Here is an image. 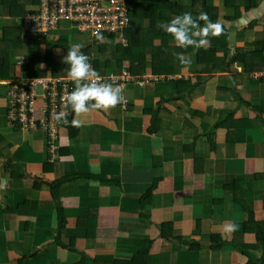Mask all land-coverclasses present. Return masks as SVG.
Instances as JSON below:
<instances>
[{"label":"crops","instance_id":"1","mask_svg":"<svg viewBox=\"0 0 264 264\" xmlns=\"http://www.w3.org/2000/svg\"><path fill=\"white\" fill-rule=\"evenodd\" d=\"M169 2L182 13L202 11L197 0ZM252 3L204 0L208 17L222 29L219 41L199 49L213 55L209 65L197 60L198 49L176 47L169 35L166 41L153 36L144 59L127 58L126 38L91 42L101 76L128 74L134 82L124 88L125 107L72 113L71 121H81L77 135L70 140L61 127L52 158L43 132L20 131L7 122L6 93L13 81L66 76L65 54L55 49L46 62L42 47L32 56L16 4L0 0V29L21 32V47L9 51L7 78L0 80V180H8L0 189V264H128L147 241L148 255L137 264L248 263L237 246L211 250L213 236L240 240L254 247L257 259L264 258L254 231H245L249 213L234 200L244 201L256 222L264 221V62L254 57L264 44V0ZM151 10L153 19L130 15L128 34H147L154 19L168 22L182 14L163 3L151 4ZM171 50L186 55L191 65L185 70ZM239 51L244 60L228 66ZM155 110L158 124L150 134ZM223 113L229 114L226 121L214 129ZM74 176L97 180L65 181L59 188L66 220L60 242L68 247L72 241L71 251L55 243L50 185ZM155 182L149 202L141 203ZM94 210V237L87 238L77 223ZM163 223H171L173 236L181 239L162 238ZM232 223L238 229L227 232ZM191 241L201 243L198 250H190Z\"/></svg>","mask_w":264,"mask_h":264},{"label":"built area","instance_id":"2","mask_svg":"<svg viewBox=\"0 0 264 264\" xmlns=\"http://www.w3.org/2000/svg\"><path fill=\"white\" fill-rule=\"evenodd\" d=\"M33 9L20 18L21 30L41 37L59 29L65 23L77 33L88 35L92 40L93 32H100L105 39L124 40L129 27V11L133 0H36ZM105 82L130 85L134 80L128 74L121 76H102ZM264 79V75L261 76ZM143 85V83H138ZM74 85L66 76L56 78L24 79L11 82L6 93L7 122L24 132L45 134L50 156L57 152L60 128L65 124L57 123L54 114L63 107L66 95ZM123 102L117 107H125ZM67 119L72 117L70 108L64 109Z\"/></svg>","mask_w":264,"mask_h":264},{"label":"trees","instance_id":"3","mask_svg":"<svg viewBox=\"0 0 264 264\" xmlns=\"http://www.w3.org/2000/svg\"><path fill=\"white\" fill-rule=\"evenodd\" d=\"M35 1L36 0H19V2H16L14 0H8V2L16 4V10H17V15L18 16H22L23 12H24V7L27 5H30L31 8L33 9L35 6ZM250 7L253 6L252 0ZM28 2V3H25ZM198 2L200 3L201 9L202 11L200 13H206L208 15V11H207V7L204 5V0H197V4ZM155 3H163L164 5L169 6L172 9L178 10L179 12L182 13L181 7H178L175 3H171L169 2V0H134V9L131 12V16H136V17H140V18H154L153 16V11L151 10V4H155ZM28 10L29 12H32L31 10ZM193 17L198 16L200 13L199 12H190ZM183 14V13H182ZM181 14V15H182ZM211 21L216 22V19L214 18H210ZM158 22H162L159 21L157 19H154V25L149 28V31L147 32V34H136V33H132L131 35L128 34V30L126 29L125 33H124V38L127 39L128 44L130 45V52L127 55V58H129L130 60L132 58H142L144 59V52L146 51V47L147 44H149V40L153 39V36H160L161 38H163L166 41V37L168 36V34H166L164 31H161L159 28H155V26L157 25ZM203 21H201V24L203 26ZM161 31V32H160ZM25 36H31V40H32V44H33V54L32 56H36L39 54L40 49L43 47L44 49V57H45V61L46 62H50L51 60V55L52 52L55 49H59L62 50L63 53L66 55L67 51H68V43L62 39H55L54 37L52 38H45V37H41L37 34H33L31 32H26L24 33ZM21 32L19 31V29L17 28H9V27H3L0 29V80L1 79H6L7 78V67H8V53L10 50H17L21 47ZM170 36V35H169ZM220 36L217 37H209L210 41H211V45H214V41L217 40L219 41ZM92 44H96L97 41L96 39H93ZM148 42V43H147ZM260 51L258 52L259 54H255L254 57L256 61H260V63L264 62V59L261 58V54L264 52V44L260 45ZM217 51H219L220 49L216 48ZM187 50V49H186ZM82 51L89 56L90 58V62L92 64V67L98 72L99 71V66H98V61L93 60L92 59V47H91V43L88 45H85L82 49ZM155 51V49H154ZM161 50L156 48V53L158 55V52H160ZM196 55H197V60L198 61H202L207 63L208 65L213 62V55H207L205 51L203 50H195ZM175 51L171 50V55H173ZM240 51L239 53H237V55L235 56V58H232L228 64V66L231 64H234L235 62H241L244 60V58L246 57L245 54H242V57L240 58ZM125 57V56H124ZM253 57V58H254ZM209 59V60H208ZM143 61V60H141ZM132 62V61H131ZM256 111V109H255ZM151 113V128L149 130V133L152 134L156 131V126L158 124V119H157V110L150 112ZM229 114H225L223 113V115H221L219 121L214 125V129H218L223 122L226 121L227 116ZM71 119L72 117L68 120L69 123L67 125H65V129L68 132V138L70 140L74 139L77 135V127H73L71 125ZM208 141L209 144L211 146V150H213V142H212V138L211 136H208ZM76 181V180H97V178H93L90 176H74L72 178L69 179H63V180H59L57 182H54L53 184L50 185V193H51V197L55 203L56 206V215H57V229H56V235H55V243L60 246L61 248H65V249H69L71 251H73V246H72V241H70V245L68 247H65L61 244L60 242V236H61V232L64 229L65 225H66V220L63 214V207H62V203H61V199L59 196V188L60 186L65 183V181ZM108 183V181H107ZM156 187V182L153 184L151 189H148V191L141 197V203L144 204L145 201L149 202L151 194L153 192V189H155ZM34 188L35 189H39V185L36 183L34 184ZM235 202L239 203L241 205V207L243 208V210L245 212H248L250 215V220L248 223H246L245 225V231L249 232V231H254L253 233L256 236V240L258 241V243L263 247L264 249V221L261 222H256L254 220V215L252 213V211H250V209L248 208V206H246V204L244 203V201H242L241 199H238L235 197ZM142 204V205H143ZM96 211H90L88 216L85 219H80L78 220L77 226L79 228H84L86 230V236L87 238H92L94 237V230L96 227ZM161 237L165 238V239H169V240H180V237H174L172 234V224L171 223H163L161 224ZM151 241H147L144 248L141 249L140 251L137 252V254L133 257V259H131L128 264H137L140 261H144L148 255L149 249L151 247ZM227 244H231L234 246L239 247L243 254L248 258V263L247 264H264V258L262 259H257L251 252V250L254 248L253 246H249L244 244L242 241L240 240H233L230 243L223 241L221 239V237L219 236H213L211 238L209 247L211 248V250H219L222 246L227 245ZM201 243L196 242V241H191L189 243V248L192 251H196L199 249ZM116 264V263H114Z\"/></svg>","mask_w":264,"mask_h":264},{"label":"clouds","instance_id":"4","mask_svg":"<svg viewBox=\"0 0 264 264\" xmlns=\"http://www.w3.org/2000/svg\"><path fill=\"white\" fill-rule=\"evenodd\" d=\"M134 6L131 10L134 9ZM201 21L204 22L203 26H201ZM156 26L170 35L175 46L182 49H200L210 46L209 37H218L222 31L220 24L211 21L206 13H200L193 17L190 12H186L168 22H158ZM22 33L24 34L23 31ZM92 36L100 43L105 42V37L100 32H93ZM83 47L84 45L78 42L70 43L68 51L62 59V63L67 65L66 78L73 83L74 88L64 98L62 110L54 114L53 118L58 124L67 125L69 123L67 112L64 109L70 108L78 117L96 110L114 109L125 101L124 86L105 82L100 73L92 67L89 56L82 51ZM176 57L185 70L192 63L191 59L183 53H177ZM80 124L79 119L74 118L71 121L73 127H79ZM93 171L94 174H98V167ZM7 183L6 178L0 180V189L6 187ZM237 229L238 225L235 223L226 227V231L230 233Z\"/></svg>","mask_w":264,"mask_h":264},{"label":"rangeland","instance_id":"5","mask_svg":"<svg viewBox=\"0 0 264 264\" xmlns=\"http://www.w3.org/2000/svg\"><path fill=\"white\" fill-rule=\"evenodd\" d=\"M18 22H20V19H18ZM59 29L60 31H56V32L45 35V38H52L53 36H62L61 38H64V41H66L68 45L70 43H76V42L81 43L83 45H88L91 43V38L88 35L75 32L69 27V25L65 23L60 24ZM178 52L179 51L175 50V53H178Z\"/></svg>","mask_w":264,"mask_h":264},{"label":"water","instance_id":"6","mask_svg":"<svg viewBox=\"0 0 264 264\" xmlns=\"http://www.w3.org/2000/svg\"><path fill=\"white\" fill-rule=\"evenodd\" d=\"M232 50H230L229 54H231Z\"/></svg>","mask_w":264,"mask_h":264}]
</instances>
